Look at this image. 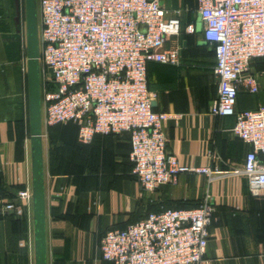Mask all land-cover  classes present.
Listing matches in <instances>:
<instances>
[{
  "label": "crops",
  "instance_id": "1",
  "mask_svg": "<svg viewBox=\"0 0 264 264\" xmlns=\"http://www.w3.org/2000/svg\"><path fill=\"white\" fill-rule=\"evenodd\" d=\"M160 3L167 18L181 12V34L165 44V49H180V65L150 63L147 69L149 90L156 94L154 111L174 116L164 125L167 152L189 168L241 169L250 146L232 133L235 117L210 114L218 98L217 60L204 40L197 0ZM190 24L194 34L186 33ZM24 58L26 0H0V264H36L34 206L31 218L3 209L9 202L20 203L18 192L33 186ZM249 74L260 91H240L238 111L264 106V58L251 63ZM42 142L47 264H109L101 251L108 231L126 229L153 213L199 205L206 195L216 207L206 261L264 264V191L253 197L244 177L209 183L204 175L185 173L177 186L147 192L132 173L128 133L98 135L82 145L76 126L60 125L43 127ZM260 160L264 164L263 155Z\"/></svg>",
  "mask_w": 264,
  "mask_h": 264
},
{
  "label": "built area",
  "instance_id": "2",
  "mask_svg": "<svg viewBox=\"0 0 264 264\" xmlns=\"http://www.w3.org/2000/svg\"><path fill=\"white\" fill-rule=\"evenodd\" d=\"M203 37L215 53L218 98L213 117L233 116L232 133L250 146L244 166H182L167 152L165 123L174 116L153 109L149 90L150 63L180 65V49H165L181 34L180 11L167 18L160 0H39L40 63L44 67L43 127L73 124L78 142L89 145L98 135L131 139L133 175L141 188L154 192L177 186L182 174L196 173L209 183L217 178L244 177L250 193L264 191V106L238 111L240 91L257 94L259 82L251 63L264 58V0H197ZM193 24L186 27L194 34ZM22 72H28V58ZM4 213L31 218L33 192H18ZM216 207L209 195L197 208L167 209L102 239L109 264H209L206 251Z\"/></svg>",
  "mask_w": 264,
  "mask_h": 264
},
{
  "label": "water",
  "instance_id": "3",
  "mask_svg": "<svg viewBox=\"0 0 264 264\" xmlns=\"http://www.w3.org/2000/svg\"><path fill=\"white\" fill-rule=\"evenodd\" d=\"M28 92L32 141V177L35 229V262L47 264L46 209L44 191L43 108L37 0H26Z\"/></svg>",
  "mask_w": 264,
  "mask_h": 264
},
{
  "label": "trees",
  "instance_id": "4",
  "mask_svg": "<svg viewBox=\"0 0 264 264\" xmlns=\"http://www.w3.org/2000/svg\"><path fill=\"white\" fill-rule=\"evenodd\" d=\"M42 88V93H43V90H44V87L42 86L41 87ZM66 125H73V124H66ZM58 126H60V125H58ZM75 126V125H74ZM56 127V126H55ZM50 128H53V127H50ZM50 128H48V129H50ZM264 156V155H263ZM200 206V204L199 205H196V206H193V207H184V208H197V207H199Z\"/></svg>",
  "mask_w": 264,
  "mask_h": 264
},
{
  "label": "rangeland",
  "instance_id": "5",
  "mask_svg": "<svg viewBox=\"0 0 264 264\" xmlns=\"http://www.w3.org/2000/svg\"><path fill=\"white\" fill-rule=\"evenodd\" d=\"M43 71H44V67L42 66L41 67V78H42V82H43V85H44V81L45 80H44V72Z\"/></svg>",
  "mask_w": 264,
  "mask_h": 264
}]
</instances>
